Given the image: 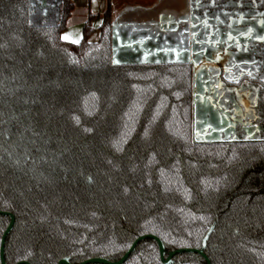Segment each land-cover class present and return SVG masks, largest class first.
I'll list each match as a JSON object with an SVG mask.
<instances>
[{
    "label": "trees",
    "instance_id": "1",
    "mask_svg": "<svg viewBox=\"0 0 264 264\" xmlns=\"http://www.w3.org/2000/svg\"><path fill=\"white\" fill-rule=\"evenodd\" d=\"M71 9L0 0L5 263L117 260L146 234L166 257L200 248L214 224L211 264H264V140L193 141L192 64H114L110 9L97 41L86 23L78 43L61 36ZM123 264L164 263L144 239Z\"/></svg>",
    "mask_w": 264,
    "mask_h": 264
},
{
    "label": "flooded vegetation",
    "instance_id": "2",
    "mask_svg": "<svg viewBox=\"0 0 264 264\" xmlns=\"http://www.w3.org/2000/svg\"><path fill=\"white\" fill-rule=\"evenodd\" d=\"M191 6L199 18L201 42L208 45L202 50L203 57L199 55L196 58L195 85L198 112L195 132L192 133L193 140L196 142L264 140L262 131L252 136L249 123L242 118L245 109H248L250 99L255 96L260 107L258 122L264 126V40L259 39L264 37V1L192 0ZM206 39L209 41L206 42ZM238 50H243L245 54L241 55L242 59L238 57L234 64L226 55L232 56ZM240 60H243L242 63H238ZM217 88L227 90L229 98L228 108L222 107L220 110L227 117L220 119L219 127L213 121L216 115L214 107L216 108L220 97ZM232 103H237L241 109L236 114L231 112ZM215 130L221 132L220 136H214Z\"/></svg>",
    "mask_w": 264,
    "mask_h": 264
},
{
    "label": "crops",
    "instance_id": "3",
    "mask_svg": "<svg viewBox=\"0 0 264 264\" xmlns=\"http://www.w3.org/2000/svg\"><path fill=\"white\" fill-rule=\"evenodd\" d=\"M70 1L72 9L61 36L77 27L82 33L84 25L89 23L92 32L88 40L97 41L100 34L99 25L109 8L118 59H134V55H139L134 50V39L140 35L159 34L168 38L175 46L186 48V59L193 61H196L199 55L203 57L202 50L208 46L201 42L199 18L192 9V0ZM71 31L69 35L72 37ZM210 47L211 45L208 48Z\"/></svg>",
    "mask_w": 264,
    "mask_h": 264
},
{
    "label": "rangeland",
    "instance_id": "4",
    "mask_svg": "<svg viewBox=\"0 0 264 264\" xmlns=\"http://www.w3.org/2000/svg\"><path fill=\"white\" fill-rule=\"evenodd\" d=\"M50 22V20L48 21ZM72 30V29H71ZM70 30V31H71ZM69 32H65L63 34V37H67L65 40L73 42V43H78L81 39V29L79 27L74 28L71 32L73 36L71 37ZM152 35V36H151ZM134 50L139 54V55H134V59H139V60H150V61H170V60H187V49L183 48L181 46H175L170 39L162 37L159 34H149V35H140L136 36V39H134ZM134 51V52H135ZM245 52L243 50H238L237 53L233 54L232 56H227V59L230 60V62L234 64L236 63V59H242L241 55H244ZM243 60L238 61V63H242ZM237 63V64H238ZM236 71V70H234ZM237 72V71H236ZM234 72V73H236ZM236 76V75H234ZM218 95L220 96L217 100V106L216 108L214 107V111H216V115L213 118V121H215L217 127H219V122L220 119H223L224 117H227L224 113H222L220 110L222 107L228 108V101H227V90H223L221 88H217ZM223 96V97H221ZM229 99V98H228ZM233 107L231 109V112L236 114L238 111H240V107L238 106L237 103H232ZM259 106H258V100L257 97L253 96L250 99V102L248 103V109H245L244 114H243V119L249 123V126L251 128V134L257 135L260 131L264 133V126L259 124L258 120L260 119L259 115ZM221 132L218 130L214 131V136L218 135L220 136Z\"/></svg>",
    "mask_w": 264,
    "mask_h": 264
},
{
    "label": "water",
    "instance_id": "5",
    "mask_svg": "<svg viewBox=\"0 0 264 264\" xmlns=\"http://www.w3.org/2000/svg\"><path fill=\"white\" fill-rule=\"evenodd\" d=\"M112 33H113V40H112V63H136V62H161V61H150V60H139V59H118L116 56V47H115V40H114V30L112 27ZM170 61H175V60H170ZM178 61H188L193 65V132H195V128H196V117H197V100H196V85H195V81H196V72H197V68H196V61L187 59V60H178ZM163 62V61H162ZM194 141V140H193ZM0 215H6L9 216V223L7 225V227L5 228L2 237H1V242H0V261L1 264H6L5 263V259H4V244H5V240L7 235L10 233V231L12 230L13 226H14V216L8 212L5 211H0ZM214 229V224H212L209 229L207 230V232L205 233L204 237L202 238L201 241V246L200 248H179L176 249L174 251H169L167 253V256L165 257V248L164 245L162 243V241L154 236V235H141L139 237H137L133 243L131 244V246L128 248V250L123 254V256L117 260L111 261L108 260L106 258L103 257H94V258H90L87 260H84L80 263L77 264H123L128 257L134 252L136 246L138 245L139 242H141L144 239H153L156 241L157 245H158V249H159V254H160V259L164 264H170L172 263V258L176 255V254H180V253H196L198 255H200L206 262V264H211L207 255L205 254V249H206V245H207V240L211 234V232ZM17 264H30L26 261H22V262H18ZM58 264H72L69 262V259L67 257H64L63 259H61L59 261Z\"/></svg>",
    "mask_w": 264,
    "mask_h": 264
},
{
    "label": "snow or ice",
    "instance_id": "6",
    "mask_svg": "<svg viewBox=\"0 0 264 264\" xmlns=\"http://www.w3.org/2000/svg\"><path fill=\"white\" fill-rule=\"evenodd\" d=\"M62 38L66 39L67 37H62ZM259 39L264 40V37H260ZM73 42H77V41H73Z\"/></svg>",
    "mask_w": 264,
    "mask_h": 264
}]
</instances>
